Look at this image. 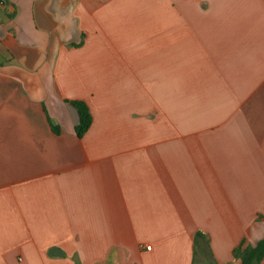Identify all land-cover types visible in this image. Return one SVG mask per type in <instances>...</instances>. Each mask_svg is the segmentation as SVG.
I'll return each instance as SVG.
<instances>
[{
  "label": "crops",
  "instance_id": "obj_1",
  "mask_svg": "<svg viewBox=\"0 0 264 264\" xmlns=\"http://www.w3.org/2000/svg\"><path fill=\"white\" fill-rule=\"evenodd\" d=\"M263 238L264 0H0V264H242Z\"/></svg>",
  "mask_w": 264,
  "mask_h": 264
},
{
  "label": "trees",
  "instance_id": "obj_2",
  "mask_svg": "<svg viewBox=\"0 0 264 264\" xmlns=\"http://www.w3.org/2000/svg\"><path fill=\"white\" fill-rule=\"evenodd\" d=\"M79 113V123L76 126L77 135L82 137L90 128L93 117L89 106L84 101L75 100L71 102ZM53 130L59 132V127L52 124ZM234 255L241 259L242 264H260L264 258V238L255 246H246L241 243L234 250Z\"/></svg>",
  "mask_w": 264,
  "mask_h": 264
},
{
  "label": "water",
  "instance_id": "obj_3",
  "mask_svg": "<svg viewBox=\"0 0 264 264\" xmlns=\"http://www.w3.org/2000/svg\"><path fill=\"white\" fill-rule=\"evenodd\" d=\"M57 251H58L57 248H54V249H53V254H54V255H57Z\"/></svg>",
  "mask_w": 264,
  "mask_h": 264
},
{
  "label": "built area",
  "instance_id": "obj_4",
  "mask_svg": "<svg viewBox=\"0 0 264 264\" xmlns=\"http://www.w3.org/2000/svg\"><path fill=\"white\" fill-rule=\"evenodd\" d=\"M146 248H147V249H151V246L148 245Z\"/></svg>",
  "mask_w": 264,
  "mask_h": 264
}]
</instances>
